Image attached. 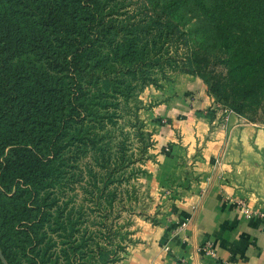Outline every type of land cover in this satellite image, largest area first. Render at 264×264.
Returning a JSON list of instances; mask_svg holds the SVG:
<instances>
[{"label":"trees","instance_id":"obj_1","mask_svg":"<svg viewBox=\"0 0 264 264\" xmlns=\"http://www.w3.org/2000/svg\"><path fill=\"white\" fill-rule=\"evenodd\" d=\"M143 1L130 21L106 20L101 0H0V264H79L52 190L95 148L88 124L108 94L129 96L171 58L169 37L217 101L243 116L263 106L264 0Z\"/></svg>","mask_w":264,"mask_h":264},{"label":"rangeland","instance_id":"obj_2","mask_svg":"<svg viewBox=\"0 0 264 264\" xmlns=\"http://www.w3.org/2000/svg\"><path fill=\"white\" fill-rule=\"evenodd\" d=\"M101 1L106 20L132 21L145 5L143 0ZM186 45L181 37H169L163 49L170 59L153 68L145 82H133L129 96L108 94L109 112L88 124L95 148L73 156L66 178L56 181L51 212L73 224L70 241L80 247L79 264L89 260L90 264H155L157 256L168 251L160 245L161 231L183 221L174 218L171 205L184 201L181 190L189 179L186 168H181L184 152L172 151L176 144L185 148L181 128L175 132L177 142L163 138L164 129L175 131L177 119L185 115L182 120L187 122L190 117L186 110L173 116L174 101L204 94L210 100L206 110L223 124L234 120L242 127L264 128V104L254 114L239 115L212 96L201 75L181 72L177 57L185 56L190 49ZM195 81L197 87L184 89ZM184 221L188 224L189 218ZM57 235L52 237L59 242ZM60 247L57 244L55 249Z\"/></svg>","mask_w":264,"mask_h":264},{"label":"crops","instance_id":"obj_3","mask_svg":"<svg viewBox=\"0 0 264 264\" xmlns=\"http://www.w3.org/2000/svg\"><path fill=\"white\" fill-rule=\"evenodd\" d=\"M197 85L195 81L183 87L190 90ZM179 99L171 107L173 116L186 110L190 117L183 122L185 115H178L175 131L164 129L163 138L177 142L179 128L184 136L185 148L176 144L172 151L184 152L186 162L181 168L188 171L184 187L189 189L181 190L184 201L173 203L171 209L174 218H189V222L182 229L173 223L168 232L161 231L160 245L168 251L158 255L155 264H264V218H247L227 199L242 198L264 213V128L242 127L234 120L223 124L206 110L210 100L204 94ZM221 153L223 162L218 167L215 159ZM205 242L212 243L215 257L202 249Z\"/></svg>","mask_w":264,"mask_h":264},{"label":"built area","instance_id":"obj_4","mask_svg":"<svg viewBox=\"0 0 264 264\" xmlns=\"http://www.w3.org/2000/svg\"><path fill=\"white\" fill-rule=\"evenodd\" d=\"M216 165L220 167L223 162V157L222 155L220 157H216L215 159ZM202 190L201 192H203ZM228 201L233 204V206L236 209H239L247 218H251L254 216L258 217H263L264 218V213L259 212L257 210H254L252 207H250L244 199L239 198V197H228ZM187 226V221H181V224L178 226L179 229H182ZM202 249H204L205 253L211 257H215V253L213 250V246L211 242H205L204 245L202 246Z\"/></svg>","mask_w":264,"mask_h":264}]
</instances>
